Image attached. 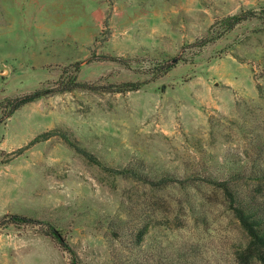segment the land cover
<instances>
[{"label":"rangeland","instance_id":"1","mask_svg":"<svg viewBox=\"0 0 264 264\" xmlns=\"http://www.w3.org/2000/svg\"><path fill=\"white\" fill-rule=\"evenodd\" d=\"M263 11L264 0H0V264H237L247 238L212 183L264 209ZM126 83L137 90L115 92ZM128 168L176 182L110 172Z\"/></svg>","mask_w":264,"mask_h":264},{"label":"trees","instance_id":"2","mask_svg":"<svg viewBox=\"0 0 264 264\" xmlns=\"http://www.w3.org/2000/svg\"><path fill=\"white\" fill-rule=\"evenodd\" d=\"M252 17H254V13L250 11L232 17H227L226 19H224L223 25L226 27L227 31H231L236 25L245 20H249ZM133 90H137L136 85L132 83H126L121 85V87L115 90V92L122 93ZM44 94L45 93L43 92L36 91L34 93L9 100L7 102L8 110L6 112V117L8 118L9 116H11L22 106L42 98ZM39 138L41 137L39 136L33 139V141H31L29 144L36 142V140ZM69 144L73 148H76L72 143ZM76 150L80 151V149ZM110 172L114 173L115 175H120L142 182L143 184L154 189H164L176 182L175 179L167 174L161 175L159 177H154L149 176L146 173L137 172L132 168L123 170L111 169ZM212 184L216 185V187L223 192V195L226 198L228 209L231 211L233 217L238 222L247 238L246 244L239 247L235 251V260L237 261V264H264V209L262 207H259L252 199L246 198L237 193V191L231 188L227 181L213 182ZM9 218L10 222L16 225L37 223V221H35L34 219L26 218L20 215H12L9 216ZM146 231V226L138 229L135 235L137 242H140L141 239H143ZM47 235L55 240L65 251H68L70 253L72 252L71 250H69L68 245L63 240L61 232L58 229L50 226Z\"/></svg>","mask_w":264,"mask_h":264}]
</instances>
